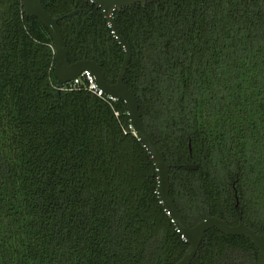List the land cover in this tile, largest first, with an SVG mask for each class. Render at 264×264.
<instances>
[{
	"label": "trees",
	"instance_id": "trees-1",
	"mask_svg": "<svg viewBox=\"0 0 264 264\" xmlns=\"http://www.w3.org/2000/svg\"><path fill=\"white\" fill-rule=\"evenodd\" d=\"M42 3L62 17L68 62L93 60L114 83L124 49L102 10ZM112 16L146 129L168 163L198 165L169 169L188 225L209 213L234 225L239 210L264 235V0H151ZM53 66L48 29L21 0H0V264H174L188 243L125 104L85 79L61 85ZM257 254L247 237L210 228L190 264Z\"/></svg>",
	"mask_w": 264,
	"mask_h": 264
},
{
	"label": "water",
	"instance_id": "water-1",
	"mask_svg": "<svg viewBox=\"0 0 264 264\" xmlns=\"http://www.w3.org/2000/svg\"><path fill=\"white\" fill-rule=\"evenodd\" d=\"M96 4L110 23L115 37L119 40L124 49V57L121 63L116 81L109 83L105 79L102 68L93 60L81 59L69 63L67 59L66 42L59 27L58 21L62 18L54 17L46 11L42 0H21L22 11L27 16L37 17L48 29L54 47V74L61 85L71 82L80 76L84 70H88L94 77V81L99 89L105 94L121 100L127 110L133 131L138 139L143 143L150 153L157 170V193L160 202L169 214L177 231L188 243L184 255L174 264H190L196 255L205 232L210 228H216L227 235H242L250 239L257 248V264H264V235L256 232L252 227L243 223L242 213L238 210V222L234 225L228 224L222 218L213 216L210 213L201 221L189 226L183 215L175 205L169 193V169L172 167H183L186 169H196L197 164L192 163H168L162 150L158 147L149 131L146 129L139 110V102L135 93L124 82V76L131 59L132 51L129 43L118 32L114 18L115 10L131 7L136 4L145 5L151 0H89ZM77 10L68 12L66 15H74ZM238 203H236V208Z\"/></svg>",
	"mask_w": 264,
	"mask_h": 264
},
{
	"label": "built area",
	"instance_id": "built-area-1",
	"mask_svg": "<svg viewBox=\"0 0 264 264\" xmlns=\"http://www.w3.org/2000/svg\"><path fill=\"white\" fill-rule=\"evenodd\" d=\"M84 79L86 80L88 89L91 90L93 93H95L97 96L106 100H113V101L117 100L116 98L105 94L101 89L98 88V86L94 81L93 75L88 70H84L80 76L76 77L71 82H69V88L72 89L77 87L83 82ZM114 113L116 116L118 115V111H115Z\"/></svg>",
	"mask_w": 264,
	"mask_h": 264
}]
</instances>
